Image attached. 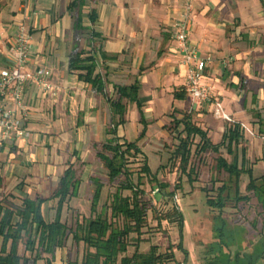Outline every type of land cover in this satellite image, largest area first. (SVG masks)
Returning <instances> with one entry per match:
<instances>
[{
    "label": "crops",
    "instance_id": "0c3cea01",
    "mask_svg": "<svg viewBox=\"0 0 264 264\" xmlns=\"http://www.w3.org/2000/svg\"><path fill=\"white\" fill-rule=\"evenodd\" d=\"M189 1V40L199 57L210 58L201 83L212 87L211 102L195 106L187 97L174 99L176 92L185 90L187 67L171 31L186 0H84L82 7L79 0H0V72L9 65L7 50L15 27L24 23L31 39L27 69L49 71L48 82L56 89L55 96L35 85L26 89L28 116L23 124L30 136L0 148V201L8 195L15 199L7 197V204L40 198L47 199L42 214L50 204L56 208L57 201L50 197L60 177L69 164L81 163L77 196L63 208L76 204L98 167L92 146L114 137L127 142L129 111L137 145L152 144L156 132L166 137L163 127L173 111L191 113L212 144H218L226 121L213 115V100L243 130L262 133L264 0ZM77 53L94 59L99 90L79 77L83 73L69 70ZM133 84L141 113L135 102L123 101L124 122L114 128L117 88ZM243 147L249 161V142ZM258 162L264 164L261 157ZM257 167L264 170L258 164L252 170Z\"/></svg>",
    "mask_w": 264,
    "mask_h": 264
},
{
    "label": "trees",
    "instance_id": "16d2710c",
    "mask_svg": "<svg viewBox=\"0 0 264 264\" xmlns=\"http://www.w3.org/2000/svg\"><path fill=\"white\" fill-rule=\"evenodd\" d=\"M79 1V7L84 6V0ZM71 6H74V3ZM89 19L94 20V13H91ZM93 60L89 55L83 57L82 53H77L69 61V70L83 73V75L79 74V77L99 90L101 83L99 77L93 75L95 69ZM137 94L136 84L117 88V98L112 103L116 118L114 128L124 122L126 109L123 101L135 102L141 113L142 105L138 101ZM186 97L185 90L174 94V99L184 100ZM168 117L170 122L163 129L171 137L176 134L177 145L171 153L170 160L178 162L179 172L186 175L190 182H194L192 177L194 171L190 165L193 153L214 154L215 170L227 176V183L216 189V197L207 198V205L220 212L217 217L220 223H216L213 228L216 241L211 247L213 252L211 251L212 256L208 264H257L264 256V235L254 246L252 245L250 254L244 256L241 249L236 247L231 255L229 249L234 247V241L227 231V222L221 218L227 202H233L236 208L240 203L248 204L251 199L256 200L258 216L264 215V174L253 177L251 166L247 167L248 161L243 147V128L232 121L225 122L221 140L214 145L208 137V131L196 125L191 113L173 111ZM140 119L142 122V118ZM144 133L145 131L142 130L140 138ZM111 134L114 136L115 130L111 131ZM195 139H198L197 143ZM193 146L194 152H192ZM92 149L106 172L108 185H117L110 195L109 204L97 211L103 185L98 177H92L90 178L93 186L90 217L82 218L75 224L73 230L62 223V208L71 198L77 196L80 184L72 164L68 165L50 197L57 201L52 221L47 222L41 212V207L47 199L23 198L19 205L0 201V264H38L42 260V254L53 259L56 251L63 249L69 238L75 245L82 244L83 255L80 262L67 261L66 264H169L174 261V254L170 251L172 248L164 253H159L156 246H150L146 253L138 251L142 230L146 226L147 212L150 210L147 201L143 199L145 192L140 187L141 178L143 176H148L151 180L154 178L143 160L136 174V180L133 179L135 175L128 167L137 157L143 156L137 143L120 142L114 137L105 143L94 144ZM222 149H225L226 155L231 157L230 161L221 156ZM244 174L248 176V182L244 187L245 195H241L239 184ZM163 186L165 185L159 184L156 191L162 192ZM122 192L130 194L125 196ZM169 197L172 195L170 194ZM155 220L157 225L162 221L175 222L178 229L181 228V216L175 207H172V214L165 213L163 217H156ZM130 235H135V248L133 253L127 256ZM20 243L23 245L24 253L29 254L28 257L19 255ZM176 247L181 249L180 243ZM46 263L50 264L49 261Z\"/></svg>",
    "mask_w": 264,
    "mask_h": 264
},
{
    "label": "rangeland",
    "instance_id": "374dc122",
    "mask_svg": "<svg viewBox=\"0 0 264 264\" xmlns=\"http://www.w3.org/2000/svg\"><path fill=\"white\" fill-rule=\"evenodd\" d=\"M128 120L129 123L125 128L127 131L126 140L127 142H135L137 133L133 123L134 115L131 111L128 113ZM165 122V125L170 122L169 117H167ZM153 130L152 125L150 134H152ZM261 131L260 136L256 135L257 131L252 133L251 129H244V143L248 144L249 142L247 167L251 166V169L257 164L259 167L264 165L258 162L260 157H264V130L262 129ZM166 134V137H161L156 132V134L151 135L152 137L155 136L154 140H150L152 144H138L137 146L143 156L137 157L128 167L134 173L133 179L135 181L136 174L144 160L154 178V180H151L148 176L141 178L140 187L145 192L143 199L147 201L150 210L147 212L146 226L142 230L143 234L140 238L141 242L138 245V251L146 253L150 246H156L159 253H164L168 252L169 248H172L170 251L174 254V261L169 264H208L213 252L211 247L214 246L213 244L216 241L213 228L216 223H220L217 221L220 212L216 208H211L207 205V198L213 199L216 197V189L227 183V176L215 170L216 156L214 154L199 155L193 153L190 165L194 171L192 176L194 182H190L186 175L179 172L178 162L170 160L171 153L177 145L176 134L174 133L172 137L168 132ZM197 142L198 139H195V143ZM258 142L260 145L257 144ZM194 149L195 147L193 146L192 152H194ZM221 156L228 161L231 160V157L226 155L225 149L221 150ZM256 157H259V159L257 160ZM97 163L98 167L93 171L94 177H98L103 185L101 200L97 207V211H100L102 206L109 204L110 195L114 192L117 185H108L106 172L101 163ZM73 167L76 176L81 179L84 171L83 164L74 163ZM262 169L257 167L251 170L252 176L258 177L262 173L264 174ZM247 182L248 176L246 174L242 175L239 184L241 195H245L244 187ZM159 184L165 185L162 192L156 191ZM92 191L93 186L89 179V186L84 189V194L79 201L76 204H68L67 208H63L61 221L67 228L73 230L75 224L80 222L82 218L90 217ZM129 194V192H122V195L125 196ZM170 194L172 197H169ZM7 197L11 200L15 199L11 198L10 195L5 196V203H8L6 202L8 200ZM15 204L19 205V202H15ZM256 206V200L251 199L248 204L240 203L236 208H234L233 202H227L226 207L223 209L221 218L227 222V231L230 238L234 241V247L229 249L231 255L236 247L241 249L244 256L250 254V249L264 235V215L258 216V208ZM172 207H175L180 213L181 228L178 229L175 222L162 221L160 225H157L156 217H163L165 213L172 214ZM54 214V204H50L48 208H43V216L47 222L53 220ZM120 222L119 220V224ZM134 238L135 235H130V246L127 249V256H130L134 251ZM179 243L181 249L176 247ZM18 253L26 257L29 256L28 253H24L22 243L18 245ZM82 255V244L75 245L69 238L64 248L56 251L53 259L48 255L42 254V260L38 264H47L46 261H49L50 264H66L67 261L80 262ZM257 264H264V256Z\"/></svg>",
    "mask_w": 264,
    "mask_h": 264
},
{
    "label": "built area",
    "instance_id": "2783aa9c",
    "mask_svg": "<svg viewBox=\"0 0 264 264\" xmlns=\"http://www.w3.org/2000/svg\"><path fill=\"white\" fill-rule=\"evenodd\" d=\"M190 22L191 3L186 0L183 11L173 23L171 36L182 55L183 64L187 67L185 91L191 106H195L211 102L212 87L201 83L210 58L199 57L197 49L191 45ZM30 40L25 24H17L12 44L7 50L9 65L0 72V148L15 140H27L30 136V132L23 124L28 116L24 96L30 85H35L49 95L56 94V89L48 82L49 71L38 69L30 72L27 69ZM212 104V113L215 117L231 122L217 100H213Z\"/></svg>",
    "mask_w": 264,
    "mask_h": 264
}]
</instances>
